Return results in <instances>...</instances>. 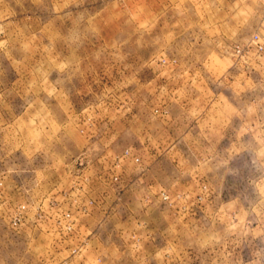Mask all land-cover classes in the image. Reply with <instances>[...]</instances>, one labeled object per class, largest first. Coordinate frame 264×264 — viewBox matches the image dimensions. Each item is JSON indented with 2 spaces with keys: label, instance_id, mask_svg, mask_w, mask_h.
Returning <instances> with one entry per match:
<instances>
[{
  "label": "clouds",
  "instance_id": "obj_1",
  "mask_svg": "<svg viewBox=\"0 0 264 264\" xmlns=\"http://www.w3.org/2000/svg\"><path fill=\"white\" fill-rule=\"evenodd\" d=\"M0 264H264V0H0Z\"/></svg>",
  "mask_w": 264,
  "mask_h": 264
}]
</instances>
